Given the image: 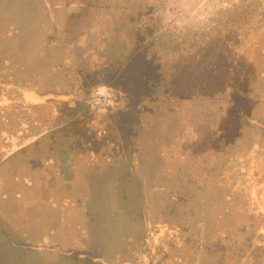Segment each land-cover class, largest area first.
<instances>
[{"label":"rangeland","instance_id":"374dc122","mask_svg":"<svg viewBox=\"0 0 264 264\" xmlns=\"http://www.w3.org/2000/svg\"><path fill=\"white\" fill-rule=\"evenodd\" d=\"M249 1L0 0V148L6 147L1 135L7 132L38 141L40 124L49 126L53 138L50 143L39 137L46 141L41 150L30 148L12 159L11 170L0 169V225L14 228L9 234L0 228V234L16 243L15 255L23 258L16 264L24 256L27 264L59 255L74 261L81 253L136 264L142 236L158 222L188 228L178 232L180 247L171 236L162 264H264V33L252 39L249 51L237 47L226 82H215L227 84L225 94H216L205 80L211 58L186 60L184 75L171 71L160 88L153 87L149 98L160 101L149 99L132 118L121 113L123 105L107 108L115 112L104 116L90 107L96 76L84 73L78 85L69 83L77 70L100 71L111 65V53H125L138 35L136 16L144 35L137 45L144 51L154 47V34L190 40L188 32L209 28ZM75 28L103 35L110 46L96 56H70L64 33ZM112 79L107 74L103 82ZM168 87L169 102L162 94ZM215 94L217 100L208 98ZM7 99L19 105H6ZM111 118L119 128L115 155L110 125L102 133L101 124ZM70 137L80 143L71 144ZM235 155L250 171L234 170ZM29 163L36 165L33 174ZM14 171L22 176L11 178ZM164 234L152 235L148 246H158ZM6 253L13 255L10 248Z\"/></svg>","mask_w":264,"mask_h":264},{"label":"trees","instance_id":"16d2710c","mask_svg":"<svg viewBox=\"0 0 264 264\" xmlns=\"http://www.w3.org/2000/svg\"><path fill=\"white\" fill-rule=\"evenodd\" d=\"M139 20L140 19L138 18V16L132 19V21L135 22L136 32L138 35L136 37V40L130 47L128 57H126L124 60H119L116 63H112L108 67H105L104 69L97 72L96 75L97 84H108V87L113 90L114 99L117 102V106L120 105V102H122L124 111L120 109L116 111H123L121 113H123L125 116H128V114H130V118H132L133 115L139 110V107L141 105H148L149 99L151 104L154 105H156L158 101H160L159 98H149V95L153 92V87L157 84V87L160 88V81L167 80V78L171 77V75L173 76V74L170 73L171 71H173L172 73H175V71L178 70V75H184V72L187 68L186 60H206L208 57L211 58L208 62L209 67L204 72L205 80L208 82H212L211 87L213 91H217L216 94H225V87L227 86V84H225V87H223L224 83L217 85L215 82L217 79L222 82H226L227 78H225V76L223 75L225 73H228L226 67H228L232 62L234 63V61H236L237 57H234L237 56L238 53L237 47H243L248 50L247 48L250 46L252 39L254 37H259L260 35H262V33H264V0H250L245 5L228 11L223 17L214 19L213 24L209 28L201 29L192 33L188 32V34L191 36L190 40L186 39L183 36L179 40H175L173 37L168 38L165 37L163 32L157 33V36L156 34H154V40H156L154 47L150 46L149 49H143L144 51H142V48H138L137 45L141 42V40H143L142 36H144L139 32V28L142 26L141 21ZM254 23H256V26H254ZM151 24L154 23L152 22ZM151 32L152 31H150V33ZM150 37L153 40V33L150 35ZM251 47H253V44ZM263 52L264 48L262 49L261 53ZM136 55H138L137 57L140 59H137ZM176 57H179L180 59ZM241 57L246 59V55L242 56V53ZM159 61L160 66L158 65ZM109 71H111L113 79L111 82L105 83L103 82V80L106 79V72ZM218 86L222 87V89H220ZM16 88L25 89L26 87L22 88V86H16ZM169 88L170 87H168L167 89L163 88L162 90V94L166 95V99L164 100H167V102L170 101L169 97L167 96ZM183 93L184 92L182 91L178 94ZM216 94L214 96H208V98L217 100V97L219 96H216ZM38 95L40 96V94ZM180 97L181 96L177 97L176 99H179L178 101H180L184 98ZM124 100L127 102H123ZM5 103L6 105L13 106L14 108L19 105L13 103L11 99H7ZM58 104L59 103H56L52 107L54 108V106H57ZM133 104L137 105L134 106ZM30 107H27L28 113L26 114V117L28 118H32L34 114V107L32 105ZM113 112L115 111L110 110L103 113L102 116H104V114ZM116 123L113 122V118H111L108 122L101 121L102 133H106V131H104V127H107L108 124L110 125V127L108 128L110 129L109 135L112 136V139H114L112 141V145L110 146L112 148V151L110 152L111 155L117 154V152L113 151H118V149L120 148L115 147L114 149V146H118L120 139L119 137H117L119 128L118 123ZM40 125L41 132H39V135L37 137H49L48 140L50 142L52 136H50V133H47V131L49 132L50 129L49 126L46 124ZM92 129H95V127H93ZM115 132H117L116 135ZM69 139H71V144L74 142L76 144L80 143V141H78L75 137H70ZM49 142L47 141V143ZM45 143L46 141H41L40 138H38V141L32 140V149L37 151L38 147H44ZM236 158V161L238 162L234 164V170L237 171V173L242 174L244 172L250 171L249 168L245 170L247 166H242V164L239 162L241 157H236L235 155V159ZM240 161L242 162V160ZM181 188L185 189V187L183 186ZM184 199L182 198L181 200ZM189 221L187 224L189 227H191ZM186 229H188L187 226H182L181 224H179V222H164V224H159L158 222L154 227L149 225L145 231L144 236H142L140 240L139 244L141 252L140 255L135 256V263L162 264V260L167 255L166 247L169 248L171 242L170 240L172 238L171 236L173 235V237H175V243L180 247L181 242L179 241L181 235H179L178 232H181V230L186 231ZM160 230L165 233L162 237L167 236L168 234L167 239L163 240L161 237H159V241L157 243L158 246L156 244L152 245L151 247L148 246L147 240L149 238L151 239L152 235L159 233ZM177 236L179 237L177 238ZM77 258L82 259L83 262L87 261L85 262L87 264H116L107 262L106 260H103L102 258L100 259L95 255H88L87 253H81L77 256ZM121 264L130 263L122 262ZM178 264L187 263L181 262L179 260ZM216 264H218V262H216Z\"/></svg>","mask_w":264,"mask_h":264},{"label":"crops","instance_id":"0c3cea01","mask_svg":"<svg viewBox=\"0 0 264 264\" xmlns=\"http://www.w3.org/2000/svg\"><path fill=\"white\" fill-rule=\"evenodd\" d=\"M71 20L72 19H69V21H71ZM74 21H76V20H74ZM80 21L81 22H87V19H78L76 22H80ZM76 22L74 24H77ZM89 31L90 30L87 29V28H75L74 32H71V33L65 32L64 33V37L67 38V39L69 38L66 41V43L64 44V47H65V50L68 52V54L70 56H73V57L74 56H76V57H78V56L79 57L80 56H96L97 53H99L101 51H106L104 48H108L107 46H110L109 42H107L108 39H104V38L102 39L103 35H101L99 33H92L91 34V33H89ZM89 37L92 38V42H93L92 46H89L87 44V42H90ZM110 43H112V42H110ZM74 47L81 49L83 51L82 54L81 53L80 54H78V53L76 54L75 51H74L75 50ZM129 51H130V45H128V50L125 53L122 52L123 54L118 53V52L117 53H111L109 55L111 57H109L108 63H110V64H112L114 62L116 63L117 61H119L118 60L119 56H123V57H120V58H124L125 59L126 57H128ZM102 55H106V54H102ZM55 72H58V70L55 69ZM77 72L79 73L78 74L79 77L76 74ZM97 72H99V71H97V69L95 67H91L90 71H86V70H82V69L77 70L73 74V78H72L73 82H69V83H71V84L77 83L76 85H78L79 84V79H80L82 74L89 73V74H92V75L96 76ZM106 74H109V76L112 77L111 71L106 72ZM106 85L108 86V84H106ZM22 88H24V87H22ZM54 95H57V94H54ZM68 101H70V100H68ZM22 102H24V104L25 103L26 104L29 103V101H22ZM22 133L23 132H16V133H12V134H9L8 132L7 133H2L1 136L3 138H6V140H5L6 147H1L0 148V169L11 170L12 168H11L10 165H11L12 161L14 159H16V158L18 160L21 157L25 156L26 154H28V150L30 148H32V145H31L32 138L24 140V137H22V135H21ZM51 140H53V138H51ZM50 143H53V142H50ZM38 149L41 150L42 147L40 146V147H38ZM31 165L32 164L29 163L28 164V168L32 169V171L30 173L33 174L34 173L33 169L35 168L36 165L35 164H33V166H31ZM31 174H30V176H31ZM9 175H12V176H10L11 178H16V176H22L18 171H14L12 174H9ZM27 183H29V181H27ZM0 228L2 229V232L6 233V234H9L10 231L14 230L13 226H9V225H0ZM8 237H9L8 235L0 234V238H1L0 239V264H16V260H18V259L22 260L23 259L22 257H19V256L15 255V250L17 249L15 247L16 243L9 242ZM26 244H27V246H30L29 243H26ZM1 245L4 246V247H1ZM20 245L24 246L25 244H20ZM9 248H10V251H11V253L13 255H8L6 253V250L9 249ZM25 252L26 253H31V252L46 253V252H43V251H38V250H33V249L25 250ZM99 258L101 259L102 257H99ZM64 259H65V262H69L70 261L71 263L74 262L73 264H84L81 259L76 258V260L73 261L74 257L63 258L60 255L59 256H55L54 258H43V260L39 259L38 262H36V263L37 264H57L56 261H58L59 264H62ZM102 259L105 260L104 258H102ZM29 260L30 259H27L24 256L23 264H27V261H29ZM51 261H55V262L53 263Z\"/></svg>","mask_w":264,"mask_h":264},{"label":"clouds","instance_id":"9594fccd","mask_svg":"<svg viewBox=\"0 0 264 264\" xmlns=\"http://www.w3.org/2000/svg\"><path fill=\"white\" fill-rule=\"evenodd\" d=\"M88 96L90 107L99 114H103L107 108H115L117 106L113 90L107 85L97 84L89 90ZM120 106H122V102H120Z\"/></svg>","mask_w":264,"mask_h":264}]
</instances>
